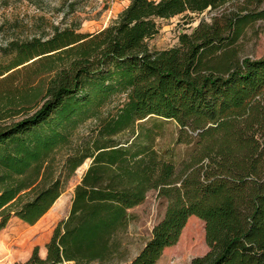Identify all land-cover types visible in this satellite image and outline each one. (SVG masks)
Listing matches in <instances>:
<instances>
[{
  "label": "trees",
  "instance_id": "trees-1",
  "mask_svg": "<svg viewBox=\"0 0 264 264\" xmlns=\"http://www.w3.org/2000/svg\"><path fill=\"white\" fill-rule=\"evenodd\" d=\"M238 1L131 0L100 32L83 34L75 22L0 47L10 59L0 68V107L18 95L23 105L44 97L33 115L0 123V231L12 218L36 225L91 160L46 257L36 248L21 264H114L130 210L151 191L168 201L165 216L126 264H157L192 217L205 223L209 252L191 264H264V55L241 58L238 50L264 20V0ZM206 12L214 15L177 47L150 49L158 20ZM22 68L33 72L17 86ZM43 75L47 84L35 85ZM151 118L173 121L177 144L192 148L180 171L155 149L144 124ZM88 122L94 129L73 145Z\"/></svg>",
  "mask_w": 264,
  "mask_h": 264
},
{
  "label": "rangeland",
  "instance_id": "rangeland-1",
  "mask_svg": "<svg viewBox=\"0 0 264 264\" xmlns=\"http://www.w3.org/2000/svg\"><path fill=\"white\" fill-rule=\"evenodd\" d=\"M159 1V0H152ZM246 0L236 2L242 7ZM131 0H0V47H6L12 41H24L34 36L43 37L51 33L52 27L65 28L81 23V33L94 34L113 24L119 15L130 5ZM246 5V4H245ZM257 9L255 3L249 5ZM264 9V3L260 10ZM214 15L206 12L202 15L190 17L178 16L169 20H158L160 32L148 41L152 51L169 50L179 45L182 34H191L202 20H208ZM239 57L259 59L264 55V20L253 23L238 44ZM10 59L0 55V68L6 66ZM58 65V63H57ZM28 68L31 67L27 66ZM22 72L15 80L20 86L25 77L33 70L21 69ZM1 71V69H0ZM50 75H43L35 79V85H45ZM18 95V94H17ZM43 95L37 100L23 105L18 95L15 103L1 108L0 123L10 124L33 115L43 104ZM124 97L114 99L108 108L112 110ZM38 104V106H36ZM146 129L154 130L155 149L173 162L178 171L182 162L188 157L192 148L177 144L179 128L173 121L151 118L145 123ZM95 122H88L80 126L74 134V143L88 137L95 127ZM71 148H62L56 156L57 166H61L64 159L71 152ZM91 160L76 171L68 181L62 197L56 202L48 214L36 225L30 226L17 218H12L7 227L0 231V264H21L27 262L36 248L39 255L46 257L54 230L65 220L71 210L75 187L81 182L88 170ZM168 201L160 198L158 192L151 191L146 200L130 210L131 220L128 227L118 237V250L114 253V264H126L145 247L150 240L154 228L165 216ZM209 252L206 241L205 223L192 217L179 242L163 253L157 264H191L195 258L203 257Z\"/></svg>",
  "mask_w": 264,
  "mask_h": 264
},
{
  "label": "crops",
  "instance_id": "crops-1",
  "mask_svg": "<svg viewBox=\"0 0 264 264\" xmlns=\"http://www.w3.org/2000/svg\"><path fill=\"white\" fill-rule=\"evenodd\" d=\"M46 255H47V253H46Z\"/></svg>",
  "mask_w": 264,
  "mask_h": 264
}]
</instances>
